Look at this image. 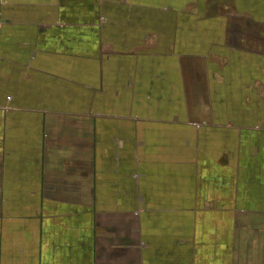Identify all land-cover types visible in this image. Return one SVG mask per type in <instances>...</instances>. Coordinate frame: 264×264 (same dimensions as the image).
I'll list each match as a JSON object with an SVG mask.
<instances>
[{"label": "crops", "instance_id": "crops-1", "mask_svg": "<svg viewBox=\"0 0 264 264\" xmlns=\"http://www.w3.org/2000/svg\"><path fill=\"white\" fill-rule=\"evenodd\" d=\"M0 264H264V0H0Z\"/></svg>", "mask_w": 264, "mask_h": 264}]
</instances>
